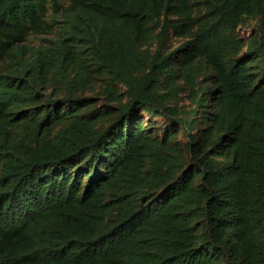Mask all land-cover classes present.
<instances>
[{"label": "trees", "instance_id": "obj_1", "mask_svg": "<svg viewBox=\"0 0 264 264\" xmlns=\"http://www.w3.org/2000/svg\"><path fill=\"white\" fill-rule=\"evenodd\" d=\"M51 1L0 0V264H264V0Z\"/></svg>", "mask_w": 264, "mask_h": 264}, {"label": "rangeland", "instance_id": "obj_2", "mask_svg": "<svg viewBox=\"0 0 264 264\" xmlns=\"http://www.w3.org/2000/svg\"><path fill=\"white\" fill-rule=\"evenodd\" d=\"M69 2L70 0H59V1L52 0L50 4L48 5L49 6L48 11L51 14L54 12L62 13L64 12L65 8L68 6ZM38 41L40 40L34 39V44ZM146 115L147 114H145V117Z\"/></svg>", "mask_w": 264, "mask_h": 264}]
</instances>
